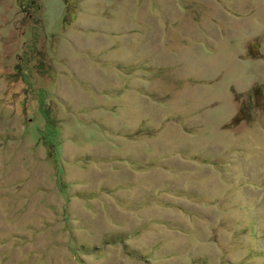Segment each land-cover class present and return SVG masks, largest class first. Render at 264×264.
<instances>
[{"label":"rangeland","instance_id":"obj_1","mask_svg":"<svg viewBox=\"0 0 264 264\" xmlns=\"http://www.w3.org/2000/svg\"><path fill=\"white\" fill-rule=\"evenodd\" d=\"M15 1L0 264H264V0Z\"/></svg>","mask_w":264,"mask_h":264},{"label":"trees","instance_id":"obj_2","mask_svg":"<svg viewBox=\"0 0 264 264\" xmlns=\"http://www.w3.org/2000/svg\"><path fill=\"white\" fill-rule=\"evenodd\" d=\"M15 4L23 14V17H28L29 22L32 23L34 27L41 24L43 21V13L39 0H16ZM239 112L232 117L230 124H236L240 121Z\"/></svg>","mask_w":264,"mask_h":264}]
</instances>
